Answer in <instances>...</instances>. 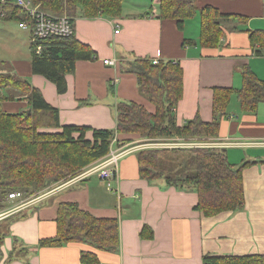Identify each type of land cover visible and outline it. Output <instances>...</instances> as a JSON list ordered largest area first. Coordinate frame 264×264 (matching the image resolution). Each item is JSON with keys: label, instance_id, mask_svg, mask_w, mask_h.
Wrapping results in <instances>:
<instances>
[{"label": "crops", "instance_id": "obj_1", "mask_svg": "<svg viewBox=\"0 0 264 264\" xmlns=\"http://www.w3.org/2000/svg\"><path fill=\"white\" fill-rule=\"evenodd\" d=\"M159 2L123 0L121 16L113 19H87L79 13L73 22L74 36L92 49L95 59L75 64L74 72L65 78L64 94H58L44 77L33 74L31 52L24 60H10L12 67L0 68V74L27 80L37 88L45 101L58 110L61 125L97 130L115 129V107L119 102H134L155 112V107L140 94L135 76L122 72L123 65L137 59L170 61L182 68L183 95L173 111L180 127L196 118L211 122L214 90L241 88L244 68L264 81V50L256 55L259 47L252 49L248 33L243 31H264V0H195L197 13L185 21L182 31L175 21L157 18ZM205 6L248 21H222L224 36L219 46L202 48L198 44V12ZM195 20V31L188 32L189 21ZM28 37L30 51V34ZM103 60L117 64L105 65ZM2 109L7 113L29 110L24 96L4 102ZM86 138L91 140L90 132ZM149 144H162L161 149H225L231 164L251 162L242 172L243 210L205 218L194 210L198 201L194 191L169 187L163 180L148 183L142 179L136 153L160 149L147 147ZM192 144L196 146L184 147ZM169 146L172 148H164ZM110 148L131 150L119 161L112 191L95 174L81 180L72 178L64 187L54 188L32 214L8 226L0 264H82V253L95 255L98 264H203L205 255L264 254V102L255 113H247L233 97L215 138L142 139L136 134L117 135ZM63 202L76 203L96 218L117 219L119 249L101 252L79 243L38 248L41 239L55 235L56 211ZM145 227L153 233L151 239L141 237ZM11 255L13 259L9 260Z\"/></svg>", "mask_w": 264, "mask_h": 264}, {"label": "trees", "instance_id": "obj_2", "mask_svg": "<svg viewBox=\"0 0 264 264\" xmlns=\"http://www.w3.org/2000/svg\"><path fill=\"white\" fill-rule=\"evenodd\" d=\"M34 6L53 15H67L74 20L79 13L87 19L121 16L123 0H29ZM1 21L18 24L27 20L26 12L12 3H0ZM197 9L195 0H160L158 19L175 21L182 31L185 21L191 20ZM202 48L215 49L224 36L222 21L247 23L239 15L221 14L211 6L199 10ZM250 46L260 55L264 50V31H249ZM36 54L30 45L33 74L52 83L58 94L67 90L66 76L72 74L78 61L92 60V49L68 38H48L39 43ZM122 72L132 74L137 87L154 107L148 112L134 102H119L115 107V129L97 130L89 127L61 125L58 110L48 104L41 92L24 79L0 74V212L8 208V196L15 192L32 198L55 186L66 183L84 168L105 157L117 135L136 134L142 139L157 138H215L220 123L235 97L242 111L255 113L264 102V81L249 68L241 73L239 89H215L212 103L213 119L209 123L194 119L178 126L174 109L183 95V71L178 64L160 61L153 65L149 59H137L122 66ZM24 96L28 109L18 113L3 111L4 102ZM30 111V112H28ZM91 133V140L86 134ZM139 175L151 183L163 180L169 187L192 190L198 201L194 210L205 218L221 213L243 210L245 195L243 169L251 162L231 164L225 149H144L136 153ZM25 216L13 214L0 221L1 246L8 234V226ZM56 233L41 239L38 248L61 247L70 243L85 244L97 251L116 252L119 249L117 219L96 218L81 210L76 203L63 202L56 211ZM141 237L151 239L153 233L146 227ZM9 260L13 256L8 257ZM82 264H98L93 254L82 253ZM203 264H264V254L245 256H208Z\"/></svg>", "mask_w": 264, "mask_h": 264}, {"label": "built area", "instance_id": "obj_3", "mask_svg": "<svg viewBox=\"0 0 264 264\" xmlns=\"http://www.w3.org/2000/svg\"><path fill=\"white\" fill-rule=\"evenodd\" d=\"M2 4L12 3L17 7L23 9L27 14V20L20 23L19 27L23 30H28L30 34V45L36 54H39L42 50L41 41L48 38H68L74 34L73 21L68 16H56L46 11L39 9L38 6H34L29 0H0ZM3 13L0 12V17ZM118 30L114 33L118 34ZM95 59V56L92 57ZM160 61L157 59L151 60L153 65L158 64ZM105 65L116 66L115 61L103 60ZM175 64V63H174ZM184 146V145H181ZM195 144L187 145L184 147H194ZM147 147L150 148H162V144H149ZM172 148V146L164 147ZM131 150L128 149H117L109 150L108 154L102 159V162L95 164L94 166L84 169L78 176L73 178L74 180H81L90 175L95 174L102 182L106 184L108 190L112 191V183L117 179V171L119 167V161L122 157L127 155ZM68 183H63L52 189L40 193L36 197L24 198L23 194L20 192L12 193L8 196L9 201H14V206L6 211L0 212V221L16 213H20L25 210L26 207L35 206L41 203L48 195L57 189H60L67 185ZM54 189V190H53ZM56 189V190H57Z\"/></svg>", "mask_w": 264, "mask_h": 264}, {"label": "rangeland", "instance_id": "obj_4", "mask_svg": "<svg viewBox=\"0 0 264 264\" xmlns=\"http://www.w3.org/2000/svg\"><path fill=\"white\" fill-rule=\"evenodd\" d=\"M59 16H67V15H59ZM190 27L187 29L188 32L195 31V23L197 25V21H189ZM197 29V27H196ZM29 31L23 30L18 26L17 22L14 21H1L0 20V60H4L5 62H0V68L5 70H9L12 65L10 60H24L30 55L29 51ZM104 183V182H103ZM105 184V183H104ZM106 186V184H105ZM14 201H8L7 206L11 208L14 206ZM37 206L26 207L23 215L26 218L29 214H32L34 209ZM22 215V214H21ZM19 218V219H24Z\"/></svg>", "mask_w": 264, "mask_h": 264}, {"label": "water", "instance_id": "obj_5", "mask_svg": "<svg viewBox=\"0 0 264 264\" xmlns=\"http://www.w3.org/2000/svg\"><path fill=\"white\" fill-rule=\"evenodd\" d=\"M28 112H30V111H28Z\"/></svg>", "mask_w": 264, "mask_h": 264}]
</instances>
